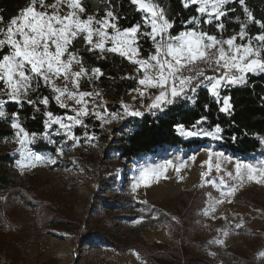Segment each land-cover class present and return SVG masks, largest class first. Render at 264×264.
Returning a JSON list of instances; mask_svg holds the SVG:
<instances>
[{
  "label": "rangeland",
  "instance_id": "obj_1",
  "mask_svg": "<svg viewBox=\"0 0 264 264\" xmlns=\"http://www.w3.org/2000/svg\"><path fill=\"white\" fill-rule=\"evenodd\" d=\"M46 2L53 3L55 0ZM58 7L61 15H66L70 11L66 0ZM51 11L49 9V12ZM204 18L207 19V16ZM82 19L85 17L82 16ZM108 31L112 32L111 29ZM216 36L218 39L230 37ZM236 43H247V40L241 41L237 37ZM107 46L110 47L111 44ZM224 47L227 49V45ZM74 70L78 68L74 66ZM133 73L138 79L143 75L142 71L138 74L137 66ZM151 74L156 75L155 72ZM56 83L63 86L61 80H57ZM3 87V83L0 82V88ZM69 88H72L71 84ZM79 90L100 93L99 96L86 97L84 100L89 109L94 108L102 114L103 119L91 114L87 116L99 121L101 131L95 132L91 128L89 130L80 124H73L72 134L79 140L75 144L64 135L63 129H60L59 134L55 133L59 125H53L42 134H36V139L29 148L37 154L54 156L56 149L63 147L64 153L57 159L55 165L38 162L34 166L22 169L17 161L26 162L17 151L21 146L16 142L15 135L0 139V155L10 154L17 171L30 175L28 179H37L31 184L30 190L34 193L53 192L52 200L57 201L62 207L71 209L72 223L65 226V229L75 231L85 217L101 225L100 212L105 211L108 212L107 218L118 230H133L147 243L160 242L172 247L184 246L198 255L209 253L211 256L214 255V249L223 248L233 252L232 257L236 258V264H264V182H256L257 179L264 177L254 173L256 178L250 180L247 171L243 169L242 177H237L235 173L236 163L252 164L257 169H264V138L263 148L259 153L240 156L221 148L216 142L218 139L187 137L181 135L179 130L184 139L197 138L208 141L194 148L162 146L153 153L139 155L129 161L122 160L119 155L120 140L134 129L133 123L141 117L126 115L125 108L129 112L140 111L143 114L149 112L147 106L158 94L159 89L145 87L137 82L136 87L124 94L118 102H111L105 96L104 89L96 83V79L89 82L87 78H82ZM3 98L7 100V97ZM67 104L69 105L65 108L67 114L53 117L75 116L76 113L72 109L81 108V105L71 100H67ZM113 113L118 114L117 118H112ZM119 116H123V119ZM87 117H82L84 122ZM65 122L68 123L67 120ZM46 131L55 143L43 139ZM86 131L94 138L86 139L84 135ZM39 143H48L54 149H38ZM209 151L213 156V169L209 175L202 176V173L208 170V166L203 162L209 159ZM168 160L172 161V165L163 171V174L158 176L151 174L159 171ZM215 163L220 164V172H216ZM180 165L183 167H180L177 173L176 167ZM143 169L149 170V177L133 191L132 185L139 179ZM227 172H232V177H228ZM221 176L224 177V185L219 182ZM209 180H215L216 183L209 184ZM229 188H235V191L230 196L222 197L221 192L227 193ZM198 189L205 194L201 208L197 214H192L180 222L182 230H188L193 235L191 241L182 238L169 225L149 224L150 219H154L153 216L147 217L151 211L160 207L173 212L171 203L181 193ZM218 199L223 202L216 203ZM180 205L181 203H178V206ZM236 224H242V227L237 228ZM76 237L68 232L61 234L39 229L27 239L19 241L17 250L12 249L3 253L4 258L10 264L15 260L13 255L18 256V262L15 264H154L145 260L134 249L119 251L98 239L91 242H73Z\"/></svg>",
  "mask_w": 264,
  "mask_h": 264
},
{
  "label": "snow or ice",
  "instance_id": "obj_2",
  "mask_svg": "<svg viewBox=\"0 0 264 264\" xmlns=\"http://www.w3.org/2000/svg\"><path fill=\"white\" fill-rule=\"evenodd\" d=\"M62 2L65 0H55L53 3H47L46 0H28L26 6L8 21L0 15V36L3 37L0 38V82L4 85L0 88V118H6L4 105L8 101L21 105L22 101H26L37 110H39L38 104H43L47 108L50 102L48 96L43 98L37 96L35 100L31 98V94L37 93L43 86L51 89L53 98L60 107L67 108L69 106L67 100L81 105L79 109H72L76 113L75 116L65 118H54L52 112L45 111L46 130L51 129L53 125H59L55 133L59 134L60 129H63L64 135L75 144L79 140L72 134L73 124H80L87 128L82 117L90 114L103 119L102 114L94 108L89 109L84 100L86 97L99 96L100 93L79 90L82 78H87L91 82L102 76L103 72L98 67L90 70L85 67L79 50L73 49V42L78 39L83 41L88 52H99L102 58L108 53L118 54L136 65L138 74L143 72L138 83L145 87L159 89L158 94L147 106V110L153 115H156L157 111L163 112L178 98L193 99L192 94L196 93L200 87H205L219 103L222 89L245 83L248 73H264V21L255 19L245 5V0H238V2L243 7L247 22L241 24L237 35L227 39H218L216 35H210L200 26L202 23L211 24L215 19L219 21L216 27L222 33L224 30L222 18L227 16L229 11H235V9L226 8L231 0H182L185 8L195 5L198 15L190 17L185 22L184 30L175 35L173 30L176 21L170 19L165 9L152 0H129L130 4L137 6V11L145 15L142 17V24L137 23L125 29L119 28L120 17L114 10H106L102 17L97 18L86 15V9L80 0H66L70 11L66 15H61L58 5ZM49 9L52 11L49 12ZM84 15L86 18L82 19ZM205 16L207 19H202ZM247 23L257 24L262 31L254 37H248L247 43L237 44V37L243 41L248 36ZM189 25L192 27H188ZM109 29L112 30L111 33ZM142 39L150 41L152 45V51L146 57L142 56L140 43ZM109 43L110 47L107 46ZM6 48L7 51H5ZM212 49L215 51H211ZM74 66L78 70H74ZM207 71L214 74L207 75ZM152 72L156 75H152ZM57 80H61L63 86L58 85ZM69 84L72 88H69ZM3 97H7V100ZM100 106L96 105V107ZM219 110L228 115L232 114L230 97L223 98V104ZM125 114L143 115L140 111L129 112L127 108H125ZM117 116L118 114H112V118ZM12 117L11 128L15 130L16 142L21 146L17 151L26 162L17 161L18 165L22 169L34 166L38 162L55 165L57 159L64 153L63 147L57 148L54 156L37 154L29 148L36 139V134H30L22 127L18 122L19 113H13ZM119 118L123 119V116ZM206 120L207 117H201L191 129L180 126L181 135L223 139L221 135L223 129L220 125H215L213 131L200 127ZM84 135L89 140L94 138L90 137L87 131ZM43 139L55 143L47 131ZM232 139L235 140L236 137ZM192 159L194 160L195 156ZM203 163L208 166V170L202 173V176H207L213 169L211 151H209V159ZM170 165L172 161L168 160L159 171L151 174L161 175ZM180 167L183 165L176 167L177 173ZM242 169L247 171L250 180L256 178L254 173L264 177V169H257L252 164L236 163L237 177L244 175ZM215 170L221 171L219 163H215ZM149 174L148 169L141 170L139 179L132 185L133 191L141 182L147 181ZM226 175L232 177L233 174L227 172ZM219 182L222 185L225 184L223 176L220 177ZM256 182L262 183L264 179H257ZM208 183L215 184L216 181L209 180ZM234 191L235 188H229L227 193L222 191L221 196H230ZM222 202V200H216V203ZM235 226L240 228L242 224ZM218 242L223 243V241Z\"/></svg>",
  "mask_w": 264,
  "mask_h": 264
},
{
  "label": "trees",
  "instance_id": "obj_3",
  "mask_svg": "<svg viewBox=\"0 0 264 264\" xmlns=\"http://www.w3.org/2000/svg\"><path fill=\"white\" fill-rule=\"evenodd\" d=\"M163 7L167 16L176 21L173 35L184 30L185 22L193 16H197L196 6L185 8L182 0H152ZM28 0H0V15L5 21L14 17L22 9ZM86 9V15L102 17L106 10H114L120 17L118 26L120 29L128 28L134 24L143 23V12L137 11V6L130 4L129 0H81ZM245 5L251 11L255 19L264 21V0H245ZM229 11L222 18L224 30L221 33L214 20L211 24L202 23L201 28L210 35L232 36L240 32L241 24L247 22L243 7L238 0H232L226 5ZM86 15L83 17L86 18ZM239 18V19H237ZM202 19H205L204 17ZM188 27H192L189 25ZM248 37H254L262 30L255 23H247ZM142 55L147 56L152 51L150 41L141 40ZM73 49H78L83 63L89 70L100 68L102 76L96 79L105 91V96L111 102H118L124 94L136 87L138 76L133 73L136 65L118 54L108 53L101 57L99 52H88L82 40L73 42ZM5 51H7L5 49ZM213 75V72L206 73ZM193 99H176L173 104L167 106L163 112L157 111L144 113L135 120L134 129L120 140L119 155L122 160H131L134 157L155 152L162 146H181L194 148L208 141V139H184L179 128L191 129L201 117H207L200 127L213 131L215 125L223 129V139L217 140V144L224 150L240 156L259 153L263 148L264 138V73H248L246 82L236 86H230L221 90V99L218 103L205 87H200L192 94ZM37 96L49 97L47 108L38 104L39 110L26 101L17 104L8 101L4 105L6 118H0V139L14 134L11 128L13 113H19L18 122L29 132L42 134L45 131V111H50L53 116L67 114V109L58 105L53 98V93L48 87H41L37 93H32L31 98ZM230 97L232 114L228 115L219 109L223 104V98ZM207 105V108H205ZM85 125L89 130L100 132L99 121L91 117L85 119ZM91 128V129H90ZM236 137L235 140L232 138ZM38 149H54L48 143H39ZM14 166V160L10 154L0 155V264H10L4 258L5 252L17 250L19 241L27 239L37 230H50L63 234L68 232L76 237L73 242H91L98 239L100 242L114 247L119 251L134 249L147 261L154 264H234L236 258L232 253L223 248L214 249V255L209 253L198 255L184 246L172 247L160 242L147 243L133 230L120 231L108 219V212L101 211L102 223L89 221L85 217L77 229H65L72 223V211L62 207L57 201L52 200L53 192L34 193L30 190L31 184L37 179L27 173L21 174ZM205 199L201 189L183 192L171 203L173 212L163 208H156L147 217L151 225H169L182 238L191 241L190 232L183 231L180 222L188 219L192 214H197ZM241 202H246L242 201ZM178 203H181L178 206ZM262 207V206H260ZM264 207V206H263ZM182 212L184 214H182ZM175 218V219H173ZM147 224V223H145ZM79 227V228H78ZM71 228V227H70ZM17 236H16V235ZM200 243V241H198ZM200 245V244H199ZM18 256L13 255L15 264ZM234 262V263H233ZM236 264V263H235Z\"/></svg>",
  "mask_w": 264,
  "mask_h": 264
},
{
  "label": "built area",
  "instance_id": "obj_4",
  "mask_svg": "<svg viewBox=\"0 0 264 264\" xmlns=\"http://www.w3.org/2000/svg\"><path fill=\"white\" fill-rule=\"evenodd\" d=\"M211 71H207L206 73H210Z\"/></svg>",
  "mask_w": 264,
  "mask_h": 264
}]
</instances>
